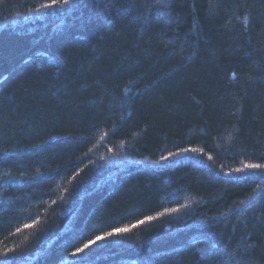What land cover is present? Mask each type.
<instances>
[{
  "label": "trees",
  "instance_id": "obj_1",
  "mask_svg": "<svg viewBox=\"0 0 264 264\" xmlns=\"http://www.w3.org/2000/svg\"><path fill=\"white\" fill-rule=\"evenodd\" d=\"M0 264H264V0H0Z\"/></svg>",
  "mask_w": 264,
  "mask_h": 264
}]
</instances>
